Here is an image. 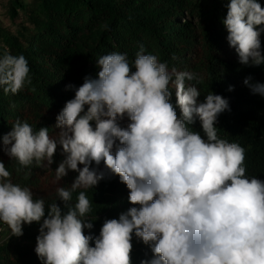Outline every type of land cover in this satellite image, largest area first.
Segmentation results:
<instances>
[{
	"label": "clouds",
	"instance_id": "1",
	"mask_svg": "<svg viewBox=\"0 0 264 264\" xmlns=\"http://www.w3.org/2000/svg\"><path fill=\"white\" fill-rule=\"evenodd\" d=\"M227 8L222 23L239 63L264 64V7L257 0H230ZM96 62V78L85 76L78 88L66 85L75 96L56 116L55 137L47 127L35 131L20 119L2 137L3 151L21 167L34 163L50 169L62 146L65 158L55 170L56 181L69 170L78 172L70 187L56 188L67 211L53 202L45 216L44 198L34 199L29 187L13 183L0 161V222L17 237L24 224H40L35 252L41 264H131L133 233L153 253L140 264H264V181L246 175L245 148L220 138L216 127L218 116L231 110L229 101L209 91L200 102V91L189 83H199L197 74L169 69L167 62L145 54L143 45L132 63L126 52ZM30 72L23 54L4 48L0 89L5 95L30 85ZM243 83L264 96V83L251 76ZM172 88L179 116L170 102ZM125 116L126 128L119 124ZM197 119L206 139L191 130ZM102 160L130 190L133 206L118 219L105 220L99 236L86 235L83 230L93 223L87 219L92 207L85 190L105 178L90 165Z\"/></svg>",
	"mask_w": 264,
	"mask_h": 264
},
{
	"label": "trees",
	"instance_id": "2",
	"mask_svg": "<svg viewBox=\"0 0 264 264\" xmlns=\"http://www.w3.org/2000/svg\"><path fill=\"white\" fill-rule=\"evenodd\" d=\"M257 2L264 7V0ZM229 3L230 0H152L148 6L162 9L163 14L160 17L164 18V21L152 22L129 13L121 6H97L84 0H66L64 8L60 11L57 31H70L71 22L76 16L89 14L86 23H105L101 35L94 43L71 55L68 63L64 54L38 53L28 59L23 51H19V55L23 54L28 61L32 83L16 95H5L0 89V98L6 112V115L0 112V143L17 119L27 121L35 131L47 127L50 135H56L59 130L54 127L55 117L65 103L75 96V91L66 90V85L73 84L78 88L85 76L96 78L99 71L96 59L111 52H126L129 63H132L140 45H143L145 54H153L160 62H167L169 69L175 67L177 70L196 73L199 83L195 80L189 83L194 84L200 91V102L204 101L209 91L229 101L231 110L220 114L216 122L218 136L244 147L246 175L264 181V96L253 94L243 83L249 76L253 82L264 83V64L251 66L239 63L238 55L229 46L226 39L228 33L222 23L227 15ZM185 13H188L192 20L197 19L199 22L181 23L174 20V16ZM162 26H170L173 32L164 33ZM42 30L47 33L45 42L57 40V35L51 32L49 26L42 27ZM65 36L67 39V35ZM260 40L264 52V33H261ZM230 85L233 86L232 91L228 90ZM170 90V102L176 107L179 116L175 89ZM128 123L130 121L126 116L119 121L120 126L124 128ZM190 127L206 139L198 119ZM2 151L3 147H0V154ZM0 161L3 162L1 159ZM78 167L82 168L83 165ZM90 167L103 171L105 178L96 186L85 190L92 207L87 219L93 223V228H85L83 231L86 235L99 236L105 220L118 219L121 213L133 205L128 200L130 190L120 181L118 175L107 169L103 160L99 165L93 162ZM37 169L34 163L28 167H6L11 173L13 183L29 187L34 199L44 198L45 216L47 205L53 202L66 212L67 208L58 198L56 189L42 185ZM76 176L78 172L69 170L61 186L70 187ZM77 195L78 192L73 193V204ZM94 217L96 219L93 220ZM39 228L40 224L37 222L24 224L22 236L12 235L2 243L0 264H41L35 252ZM131 243V264H140L141 260L152 258L151 248L135 237L134 233ZM90 246H94V241H90Z\"/></svg>",
	"mask_w": 264,
	"mask_h": 264
},
{
	"label": "rangeland",
	"instance_id": "3",
	"mask_svg": "<svg viewBox=\"0 0 264 264\" xmlns=\"http://www.w3.org/2000/svg\"><path fill=\"white\" fill-rule=\"evenodd\" d=\"M84 1L91 2L97 6H121L129 13L147 18L152 22H159L164 19L160 17L163 14L162 9L148 6L152 0ZM65 4L66 0H0V54H2L5 47L13 55H19V51H23V54L28 59L36 56L38 53H58L64 54L67 58L66 63H68L71 55L98 40L105 23H86L90 17L89 14L76 16L75 20L71 22L72 27L69 29L70 31H57L59 27L58 22L61 18L60 11L64 8ZM174 20L181 23L199 22L197 19L192 20L188 13L177 17L174 16ZM162 24L164 25V22ZM44 26L51 28V32L57 35L58 41L55 40V42L51 43L44 41L47 35L42 30ZM162 27L164 33L173 32L170 26ZM65 35H67V39ZM0 112L6 115L1 98ZM52 136L55 137L56 135ZM0 147H3V143H0ZM64 158L62 146L58 145L50 169L38 167L37 171H39L42 185L45 188L56 189L64 183L65 177L59 182L55 179V170ZM0 159L3 160V163L9 169L20 166L17 161L10 158L4 151L1 152ZM11 236L10 228L3 222H0V247Z\"/></svg>",
	"mask_w": 264,
	"mask_h": 264
}]
</instances>
